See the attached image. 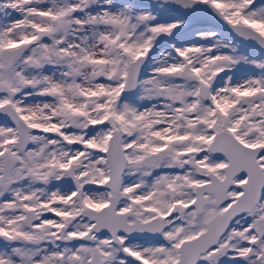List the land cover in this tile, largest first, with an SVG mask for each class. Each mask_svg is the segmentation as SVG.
I'll return each mask as SVG.
<instances>
[{
  "label": "snow or ice",
  "instance_id": "obj_1",
  "mask_svg": "<svg viewBox=\"0 0 264 264\" xmlns=\"http://www.w3.org/2000/svg\"><path fill=\"white\" fill-rule=\"evenodd\" d=\"M0 264H264V0H0Z\"/></svg>",
  "mask_w": 264,
  "mask_h": 264
}]
</instances>
